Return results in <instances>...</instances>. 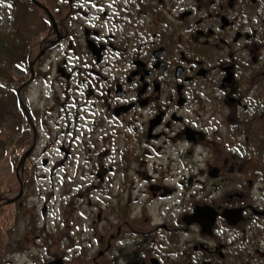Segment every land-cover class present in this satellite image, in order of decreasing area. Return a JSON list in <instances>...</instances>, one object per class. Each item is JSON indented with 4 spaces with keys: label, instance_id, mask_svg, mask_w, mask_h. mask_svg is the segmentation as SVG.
Here are the masks:
<instances>
[{
    "label": "flooded vegetation",
    "instance_id": "flooded-vegetation-1",
    "mask_svg": "<svg viewBox=\"0 0 264 264\" xmlns=\"http://www.w3.org/2000/svg\"><path fill=\"white\" fill-rule=\"evenodd\" d=\"M68 7L76 24L57 34L71 40L58 43L55 70L80 74L73 91L87 97L71 118L86 157L76 150L68 168L74 162L78 173L80 156L90 166L81 183L64 182L70 151L61 144L56 169L63 204L74 211L86 200L94 218H107L108 229L93 235L94 260L264 264V0H69ZM67 56L74 69L65 74ZM124 139L133 144L114 165L90 156L95 141L118 152ZM62 221L58 214L59 228Z\"/></svg>",
    "mask_w": 264,
    "mask_h": 264
},
{
    "label": "rangeland",
    "instance_id": "rangeland-1",
    "mask_svg": "<svg viewBox=\"0 0 264 264\" xmlns=\"http://www.w3.org/2000/svg\"><path fill=\"white\" fill-rule=\"evenodd\" d=\"M41 2L51 10L55 8V4H52L54 0H41ZM55 3L57 6L62 5L59 0H55ZM64 6L68 10L65 4ZM61 16L66 25L62 30L69 25L68 31L71 33L73 30L70 26H74L76 22L69 20L71 14L68 16L67 11H63ZM13 17L11 6L0 3V32L7 33L15 29ZM43 26L42 22L36 25L37 29L43 28ZM78 27L77 25L76 28ZM70 36V34H66L62 38L64 44L70 42ZM30 39L34 40L35 38L32 36ZM72 41L74 42L73 39ZM63 47L68 48L66 45ZM58 52V47L49 49L45 45H42L40 49H35L34 57L41 53V56L36 60L37 69H41L40 73L37 78H33L28 88L18 92L19 80L26 78L28 80V65L27 63L19 64L13 57L0 51V196L1 198H11L17 190L22 173L17 170L18 168L16 169L15 165L17 158L22 155L25 149L30 151L32 181H34L32 189L25 186L24 194L18 203H14L13 206L12 204L3 205L0 208L2 242L0 264H44V261H47V264H52L54 261L60 262V259L64 264H92L96 261L94 258L99 251V248L93 244V235L95 233L102 234L104 226L108 229L105 224L107 218L100 220L94 218L89 212L86 200H81L80 203L76 202L80 206L74 211L69 204H63L61 200L59 170L56 169L57 161L61 157L58 147L63 144L64 148L70 151L68 157L65 158V169L62 172L65 178L64 182H75L76 180L81 183L82 171L85 172L83 167L90 166V164L85 163L86 154L83 150V142L81 140L76 142L82 129L78 128L77 131L73 124L74 120L71 119L76 116L77 105H84L87 97L85 94L77 92L80 91L77 89L79 88L77 81L80 74L74 77L71 74L61 77L56 72V64L62 62V56L59 57ZM64 55H68V53H64ZM67 57L69 58V56ZM69 60L60 67L63 68L65 74L67 70L74 69L73 60L70 58ZM4 73L12 74L15 80L8 83ZM42 73H47V78L42 77ZM74 89L77 91L74 92ZM16 93L19 94L22 103L28 105V111L33 117L34 128L30 127L26 116L21 114L17 107ZM61 105H66L64 112L58 111V107ZM63 114L70 122L64 123ZM60 128L64 129V135L59 134ZM95 129L98 131L97 133H103L106 130L104 127L100 128L99 122H96ZM68 131H71L72 134L67 135ZM126 141L129 140H122L121 150L115 152L109 150V143L105 144V140H97L93 147L98 146V150L95 153V150L92 149L90 156L95 154V161L100 159L114 165L111 159L114 160V156L120 157L127 144H133V142L127 143ZM80 143H82L81 147ZM76 150H81L84 155V157L80 156L81 168L78 173L74 171L76 163L72 162V169L68 168ZM78 210H80L79 213H77ZM26 214L28 216H25ZM58 214L62 215L63 219L60 228ZM120 252H124V250L120 249L117 255ZM122 256L124 257L123 254ZM98 260L96 262L99 264H107L105 262L106 254ZM121 261L122 259L118 261V264Z\"/></svg>",
    "mask_w": 264,
    "mask_h": 264
},
{
    "label": "trees",
    "instance_id": "trees-1",
    "mask_svg": "<svg viewBox=\"0 0 264 264\" xmlns=\"http://www.w3.org/2000/svg\"><path fill=\"white\" fill-rule=\"evenodd\" d=\"M37 2L43 4L41 0H37ZM0 3L11 5V10L14 13L13 22L15 25L13 31L7 33L0 32V51L13 57V59L17 60L19 63H27V65H29L33 59V52L35 49H40L41 42L43 46L45 45L42 38L46 36V31L41 28L37 29L36 25L40 22L44 23V21L47 20V16L42 9H39L30 0H0ZM32 36L35 38L34 40L30 39ZM44 40L49 39L46 38ZM4 76L7 78L8 83H11V80H15V77L10 73H4ZM25 81H27V78L19 80L18 88L21 87V89L24 90L26 88ZM16 94V104H18L17 106L21 114L27 117L26 111L29 107L28 105L22 104L19 100V94ZM23 160H25V158H22V161ZM21 166L24 169V161L21 162Z\"/></svg>",
    "mask_w": 264,
    "mask_h": 264
}]
</instances>
